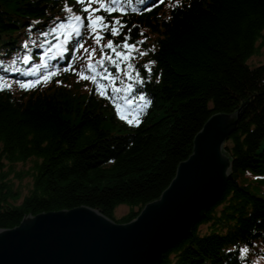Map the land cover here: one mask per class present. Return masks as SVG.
Returning a JSON list of instances; mask_svg holds the SVG:
<instances>
[{
  "label": "trees",
  "instance_id": "trees-1",
  "mask_svg": "<svg viewBox=\"0 0 264 264\" xmlns=\"http://www.w3.org/2000/svg\"><path fill=\"white\" fill-rule=\"evenodd\" d=\"M65 5L84 6L75 0H0V76L11 85L0 91V228H14L30 214L79 206L129 222L170 185L206 122L215 114L238 113L225 146L232 167L222 195L158 264H264V196L256 190L264 183V63H248L264 51V0H122L125 15L98 13L126 25L119 36L106 33L103 44L127 35L147 53L121 62L134 66L132 80L124 75L128 69L119 75L106 62L111 75L127 80L117 81L123 88L118 94L110 91L117 103L127 96L136 108L141 94L151 100L138 127L120 119L112 101L77 75L88 62L83 49L76 71H62L76 41L64 45L62 36L44 33L69 15ZM80 42L96 47L100 59L86 29ZM64 47L66 60L53 59ZM28 54L32 59L24 64ZM57 67V75L29 90L17 83ZM28 69L34 74L24 75ZM137 72L143 83L136 82ZM31 160L33 187L21 198L3 172L4 161ZM247 172L263 180L246 183ZM121 204L132 210L116 219Z\"/></svg>",
  "mask_w": 264,
  "mask_h": 264
},
{
  "label": "water",
  "instance_id": "water-1",
  "mask_svg": "<svg viewBox=\"0 0 264 264\" xmlns=\"http://www.w3.org/2000/svg\"><path fill=\"white\" fill-rule=\"evenodd\" d=\"M238 118L213 115L170 185L131 221L117 222L89 206L30 214L14 228H0V264L160 263L222 195L232 167L224 143Z\"/></svg>",
  "mask_w": 264,
  "mask_h": 264
},
{
  "label": "snow or ice",
  "instance_id": "snow-or-ice-1",
  "mask_svg": "<svg viewBox=\"0 0 264 264\" xmlns=\"http://www.w3.org/2000/svg\"><path fill=\"white\" fill-rule=\"evenodd\" d=\"M78 4L84 5L81 9L83 13H87V16L75 14L71 7L65 5L64 11L69 13L64 20L55 24L47 33H44L45 36L52 34L57 39L63 37L64 45H67L70 41H76V47L73 48V53L78 52L80 49H83L84 53L88 56L87 66L77 72V75L80 79L91 80L96 85L97 94L102 97L112 101L113 106L116 108L117 113L120 119L125 120L128 124L138 127L140 124V114L146 109L150 104L151 100L148 99L145 95L141 94L138 96V100L141 103L140 106L136 108H130L129 105L133 104V100H130L127 96L123 97L124 103H117L116 96L110 95L108 92V86L106 84H101V80H108L111 82L113 79H116L115 76L109 74L106 67V62L112 64L118 71H121L120 64L122 61L128 62L135 57L132 55L133 52H139V55H147L146 52H140L137 48V44L129 43V36L125 35L122 42H116L112 39H108L106 44H103L102 41L105 38V34H110L112 37L119 36L121 31L126 27L120 17L113 16L111 20H108L105 15L98 13H106L107 16H112L113 13L119 12L121 16L125 15L124 8L122 5V0H76ZM130 3L131 0H128ZM139 3L144 4L145 0H138ZM159 3H163V0H158ZM179 3V0H177ZM97 4L98 7L93 8L92 5ZM155 5H153L154 7ZM145 11H151L152 9L145 8ZM136 11V9H133ZM85 20L87 23H85ZM87 30L90 38H92L99 47L101 52L100 59H95V54L97 51L96 47L91 49L86 48L84 43L80 42L82 38L83 30ZM131 31V29H129ZM139 43H143L140 41ZM24 47L27 48L28 45L24 44ZM107 49L108 51H105ZM51 50V49H49ZM67 51V49H65ZM32 57L30 54L23 57L22 62L24 64L30 63ZM56 59V57H53ZM76 60L75 55L68 62V65L62 69V71H76L72 65ZM16 62L13 61V64ZM150 64H155V61H151ZM45 68L48 65H44ZM126 67L132 69L134 66L131 63H127ZM146 71L150 74L152 69L149 65H145ZM21 71L19 68H5L4 71ZM102 70V71H101ZM61 71L58 67L54 71L46 72L43 76L36 80H28L17 83L19 87L24 90H29L41 83L49 81L53 76L57 75ZM24 75H33L34 72L32 69L25 70ZM124 75L129 79H134L130 72L124 71ZM159 79V78H157ZM137 83H143V79L139 78V72H137ZM11 85L5 82V78L0 76V91L10 88ZM133 85L130 83L127 85V89L131 90ZM115 93H119L121 89H113Z\"/></svg>",
  "mask_w": 264,
  "mask_h": 264
},
{
  "label": "rangeland",
  "instance_id": "rangeland-1",
  "mask_svg": "<svg viewBox=\"0 0 264 264\" xmlns=\"http://www.w3.org/2000/svg\"><path fill=\"white\" fill-rule=\"evenodd\" d=\"M135 53H139V52H134V53H132V55L135 56ZM248 63L250 65L264 63V51H263V49H261V53L258 52L257 54H254L253 57L251 56L250 59L248 60ZM226 142H227V140H226ZM226 142L224 143V147L226 146ZM0 147H1V144H0ZM32 164H33L32 160L28 161V162H25V163H21L20 162V163H16V164H9L8 162L4 161V170H3V172H5L8 175L7 179H9V181H12L13 186L20 191L21 198H23L26 195H28L30 193L32 187H33V175H32V169H33L32 166L33 165ZM260 179L263 180L262 176L253 175L250 172H247L245 174V180H246L245 182L246 183L255 184L256 182H259ZM260 186H261V188H258L256 190H257L258 193H260L261 195L264 196V183H262ZM133 209L135 211L138 210L137 207H135ZM131 210H132V207H130L129 205H126V204L118 205L116 207V209H115V217H116V219L122 218L123 216L127 215L128 213H130Z\"/></svg>",
  "mask_w": 264,
  "mask_h": 264
}]
</instances>
